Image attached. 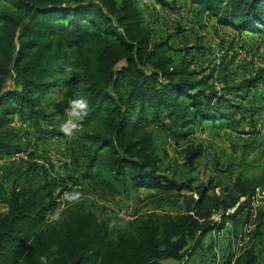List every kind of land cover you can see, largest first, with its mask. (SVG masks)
Segmentation results:
<instances>
[{
  "label": "trees",
  "instance_id": "trees-1",
  "mask_svg": "<svg viewBox=\"0 0 264 264\" xmlns=\"http://www.w3.org/2000/svg\"><path fill=\"white\" fill-rule=\"evenodd\" d=\"M141 1L0 0V162L5 161L0 174L13 176L19 167L30 183L34 174L44 182L10 190L0 182V264H40L41 255H53L48 251L53 244L59 251L50 264H214V259L211 263L190 259L196 251H211L204 244L211 232L219 233L229 223L237 226L242 215L246 223L252 219L251 197L258 188L264 189V168L251 174L258 167L256 158L249 160L257 148L253 144L242 146L234 185H224L225 196L220 195L215 206L206 205L210 199L206 188L193 206L184 203L183 213L153 212L114 228L92 207L62 211L61 220L52 221L58 204L47 191L51 186L57 191L59 179L33 161L40 158L36 152L28 154L30 159L15 158L28 149L10 128L13 119H24L40 131L52 115L44 102L64 80L71 99L88 101L86 124L97 123L95 130L80 137L83 155L71 152L74 174L84 167L74 183L93 182L102 194L115 196L140 188L195 190L194 179L175 184L162 174L161 138L179 142L198 126L235 130L240 123L250 128L240 132L243 135L259 133L257 116L263 111L264 95L251 107L244 102L260 85L264 88L262 73L219 91L211 81L215 72H227L224 63L209 73L193 69L189 50L155 37ZM149 1L169 9L175 0ZM189 1L221 27L264 37V0ZM66 66L71 73H65ZM227 90L243 104L225 95ZM55 122L52 133L61 138ZM51 139L41 137L38 142ZM200 154L201 148H190V169ZM83 157L86 167L80 164L85 163ZM232 167L227 171L234 175ZM213 182L212 178L209 189L217 187ZM241 197L245 202L230 213ZM215 212L221 215L220 222L211 220ZM258 213L256 233L263 218V212ZM254 252L246 251L227 264H256Z\"/></svg>",
  "mask_w": 264,
  "mask_h": 264
},
{
  "label": "rangeland",
  "instance_id": "rangeland-1",
  "mask_svg": "<svg viewBox=\"0 0 264 264\" xmlns=\"http://www.w3.org/2000/svg\"><path fill=\"white\" fill-rule=\"evenodd\" d=\"M152 6L157 9L152 10V7H149L144 12L146 23L154 30L155 37L157 39L168 38L174 48L189 50L188 59L193 58V69L198 71L206 70L209 73L215 67L219 70L220 64L224 63L227 72L222 71V69L221 72H215L217 79L215 78L211 81L219 91H222L225 86L237 85L238 82L261 73L264 78V37L259 35L252 36L247 32L239 33L233 29L221 27L217 24L215 18L201 14L199 8L191 4V2L182 4V2L176 3L174 1L171 7L166 9L167 12L162 10L159 5ZM2 9L3 7L0 5V11ZM182 55L180 54L179 56ZM72 56L73 54L67 53V59H72ZM68 86V81L64 80L48 94L44 104L48 113L52 114L51 121H47L49 123H46L40 131L34 130L30 124L19 117L13 119L10 125V128L20 138L23 146L28 149L27 153L23 152L16 155L15 158L22 156L25 160L30 159L28 154L36 152L40 158H35L33 161H36L41 167L45 166V168L50 169L51 175H55L59 179V189L57 188L58 190L56 191L51 186L47 191V196L56 198L58 208H62L63 211L71 210L78 206L92 207L101 214V218L109 224L111 223L112 228H114L116 224L128 226L131 221L138 220L142 216H147V214L153 212L172 215L183 213L184 203L188 202L193 206L201 198V193L206 188L208 189L207 196L210 198L207 199L206 205L215 206L217 198L220 195L222 197L225 196L223 194L224 185L227 183L234 185L239 172L237 164L241 160V148L249 144L257 146L249 156L251 161L256 158L254 166H258L257 169L252 168L251 174H258L263 171L264 100L261 104L263 111L257 116L258 134L243 135L240 132L243 130L249 131L250 128L246 123H240V126H237L235 130L227 126L222 129H214L208 126L203 130L198 126L193 129V132L189 131L188 136L179 142L173 140L165 142L162 138L158 140L161 156L159 166L162 174L168 176L175 184L186 183L190 179H194L196 180L194 183L195 190L165 192L162 189L140 188L137 190L129 189L125 194L111 196L105 193L102 194L93 182L85 181L82 184H75L76 176L83 172L84 167L74 174L71 164V152L83 155L80 150V146L83 144L80 137L88 130H95L97 123L94 121L88 125L85 122V118L81 131L71 137L66 136L60 129L61 138L52 133V130L56 127L51 122L56 121V125L60 126V123H64L67 119L64 112L71 99L68 95ZM260 90L251 94L244 104L251 107L252 103L256 104L255 100H253L255 98L257 103H259L260 97L264 95V88L260 86ZM232 94L231 90L225 91V95L231 97L232 100L239 104H243L237 97H233ZM239 115L241 116L242 113L239 112ZM239 115H237V118H240ZM41 137L52 139L47 142L44 140L38 142ZM88 146L90 147L91 144L88 143ZM190 148L191 150L192 148H201V154L195 160L193 169H190V161H188ZM85 155L87 156V149H84ZM44 157H49L51 162L46 161ZM84 160L85 163L82 161L80 164L86 167L87 161L86 159ZM4 163L5 161L0 162V164ZM52 165L53 168H50ZM231 166H233L231 169L235 171L234 175L227 171V168ZM38 173L41 174L40 171ZM3 175L5 177L0 174V182L8 190L13 186L24 188L33 184L37 186V184L44 183L42 177L35 174L30 183L25 178L27 176L21 174L19 167L17 174L15 173L13 176ZM212 178L214 179L213 184L217 185V187L211 186V189H209L208 183ZM129 188H131L130 185ZM73 191L82 193L80 202L75 204H71L64 199L65 192ZM251 199L257 212H259L258 215L263 212V218L260 222L261 231L258 230L256 233L258 222H255L254 218L249 223H246V216L242 215L237 226L229 223L223 231L219 233L211 232L204 240L206 247H212L211 251H196L195 255L190 259L191 262L206 261L211 263L214 259V264L234 263L246 251L254 250V255L257 259L256 264H264V189L258 188ZM245 200L246 197H241L237 206L230 209L229 212L233 213ZM211 220L220 222L221 215L215 212ZM170 264L177 263L170 262Z\"/></svg>",
  "mask_w": 264,
  "mask_h": 264
},
{
  "label": "clouds",
  "instance_id": "clouds-1",
  "mask_svg": "<svg viewBox=\"0 0 264 264\" xmlns=\"http://www.w3.org/2000/svg\"><path fill=\"white\" fill-rule=\"evenodd\" d=\"M72 69L68 66L65 67V73H71ZM89 114V104L86 99L83 97H77L74 99H70L68 102V107L65 109V115L67 119L63 124L60 125V131L63 132L66 136H73L75 133L81 131L82 124L85 118ZM82 198V193L78 191L73 192H65L64 199H66L69 203L75 204L80 202ZM62 208H58L55 213L51 216L52 221L59 222L61 220V212ZM113 241H117V237L113 236ZM53 255L51 257L46 255H41L39 257L40 264H50V259L55 260V254L59 251L57 245L53 244L49 247L48 250Z\"/></svg>",
  "mask_w": 264,
  "mask_h": 264
},
{
  "label": "crops",
  "instance_id": "crops-1",
  "mask_svg": "<svg viewBox=\"0 0 264 264\" xmlns=\"http://www.w3.org/2000/svg\"><path fill=\"white\" fill-rule=\"evenodd\" d=\"M176 1V3L178 2V3H180V2H182V4L184 3V2H188V3H190V1L189 0H175ZM152 5H157L156 3H154V2H152V1H149V0H143V1H141V7H142V9L143 10H145L146 8H149V7H152V10H155V9H157V8H154V6H152ZM145 7V8H144ZM158 7V6H157ZM159 8V7H158ZM161 8V7H160ZM162 10H164V11H166L167 12V10L166 9H163V8H161ZM156 11H158V10H156ZM145 13V12H144ZM146 17V16H145ZM250 35H252V36H255V35H253V34H250ZM261 86V85H260ZM263 87V86H262ZM256 91H261L260 90V87L256 90ZM253 93H255V91L253 92ZM252 93V94H253ZM254 100V99H253Z\"/></svg>",
  "mask_w": 264,
  "mask_h": 264
},
{
  "label": "built area",
  "instance_id": "built-area-1",
  "mask_svg": "<svg viewBox=\"0 0 264 264\" xmlns=\"http://www.w3.org/2000/svg\"><path fill=\"white\" fill-rule=\"evenodd\" d=\"M252 213H253L252 218L255 219L256 216H257V209H256L255 205H254V208H253V210H252Z\"/></svg>",
  "mask_w": 264,
  "mask_h": 264
}]
</instances>
